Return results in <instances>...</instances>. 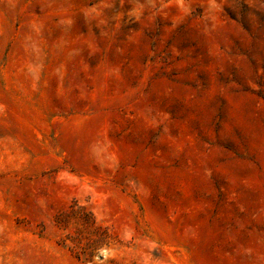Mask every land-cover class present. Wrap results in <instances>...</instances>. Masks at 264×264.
Wrapping results in <instances>:
<instances>
[{"label":"rangeland","instance_id":"374dc122","mask_svg":"<svg viewBox=\"0 0 264 264\" xmlns=\"http://www.w3.org/2000/svg\"><path fill=\"white\" fill-rule=\"evenodd\" d=\"M0 264H264V0H0Z\"/></svg>","mask_w":264,"mask_h":264}]
</instances>
